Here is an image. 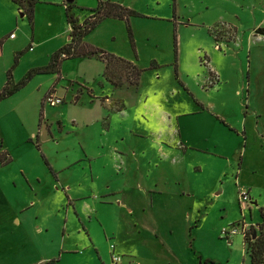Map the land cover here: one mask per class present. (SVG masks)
I'll use <instances>...</instances> for the list:
<instances>
[{"label": "rangeland", "instance_id": "1", "mask_svg": "<svg viewBox=\"0 0 264 264\" xmlns=\"http://www.w3.org/2000/svg\"><path fill=\"white\" fill-rule=\"evenodd\" d=\"M102 1L119 3L135 14L129 16L128 25L123 19L103 18L85 36L84 42L138 64L143 69L140 84L137 89H123L128 111L111 117L109 135L101 131L105 127L102 121L82 125L75 135L69 132L72 122L65 116L64 130L59 131L54 118L61 108L68 107L66 113L72 112L70 97L54 107L47 106L44 114L53 123V138L42 144V149L35 147L36 138L29 135L40 119V104L35 95L38 87H46L50 76L56 74L32 76L10 99L1 102L0 264H40L56 253L52 247L58 237L61 212L48 199L54 196L50 181L56 177L65 181L89 180L90 175L79 166L65 169L79 156L80 144H84L85 138L89 146L96 147L94 155L89 156L96 157L91 163L95 177L99 178L97 183L109 185L111 175L112 183L116 176L121 180L128 162L133 177L129 169L127 180L133 185L139 183L143 189L142 179L150 166L142 159L151 156L134 152L132 156L131 152L150 150L154 143L161 142L160 138L166 142L176 139L171 123L164 121L167 113H181L180 128L189 131L193 138L192 132L200 130V114H194L195 99L209 106L215 117L231 125L229 128L221 122L230 130V135L223 138L230 149L221 153L213 148V142L209 143L210 139L199 138L200 150H194L186 159L188 165L195 167L190 173L183 170L184 165L180 169L166 167L163 172L155 173L162 180L163 177L169 181L183 180L200 200V217L195 215L193 220L196 227L185 234L190 245L188 250L196 251L192 254L197 260L206 264H247L242 236L236 234L227 240L221 237L220 231L244 216L250 224L249 234L261 232L257 224L258 206H264V33L257 29H264V0ZM96 5L97 0H73L70 10L75 17L84 18ZM21 8L0 0V87L8 70L12 82L16 83L29 71L31 63H46L49 55L65 42L68 25L62 0H38L32 7V23L27 15L28 5ZM10 33L16 37L13 41ZM174 38L178 48L176 71ZM15 59L17 62L13 65ZM64 61L63 75L72 79L77 90L100 87L97 77L102 74L99 73L103 65L99 58ZM152 61L158 64L156 68L151 67ZM111 68L116 86H129L126 65L116 62ZM65 84L69 81L63 80L59 87ZM132 125L133 137L126 132ZM151 128L155 131L152 135ZM102 143L106 149H97ZM114 147L128 156L115 152L116 158L110 159L105 153ZM5 148L9 150L6 153ZM133 157L139 158L137 162H132ZM88 162L90 159H85L84 164ZM101 163L105 169L100 167ZM152 176L150 173L149 179ZM95 186L102 188L101 184ZM247 187H251L250 195L257 205L249 202L240 207L239 191ZM35 191L40 192V199L34 197ZM218 191L221 193L215 197L213 192ZM123 218L128 226L130 220ZM45 226L48 231L44 230ZM112 238H104L105 249L116 240Z\"/></svg>", "mask_w": 264, "mask_h": 264}, {"label": "crops", "instance_id": "2", "mask_svg": "<svg viewBox=\"0 0 264 264\" xmlns=\"http://www.w3.org/2000/svg\"><path fill=\"white\" fill-rule=\"evenodd\" d=\"M5 1L10 3V5H16L18 9H22L21 6L28 5L27 0H20V4L12 0ZM37 1L38 0H36V2ZM63 1L65 0H62V5L64 7V17L67 23ZM72 4L73 2H71V6ZM24 8L25 7H23V13ZM95 8L96 7L91 8L90 13L84 18H76L79 22H82L86 17L91 15L93 12L92 9ZM10 10L11 13L14 12L12 6H10ZM67 25L68 30L65 29V42L59 45V49L69 42L70 26L68 23ZM11 34L13 33H10V35ZM10 35V40L13 41L16 39L15 36L11 38ZM33 37L34 36H32V38ZM29 50H32V48L29 47ZM116 56L125 59L122 56ZM75 59L82 60V58ZM100 60L102 61V70L104 71L105 62L102 59ZM48 61L43 64L41 63L42 65L33 62L28 69L44 66ZM130 62L134 63L133 61ZM64 63L65 61H63L60 67V76H57V74L55 76H50L47 86L43 89L42 87H38V93L35 95L38 104H40V112L42 110L43 113L42 115L39 113L38 117L40 119L38 118L37 128L31 130L29 133L30 136L36 138V148L40 147L42 149V144L53 138V129L51 127L53 123H50L47 114H44L45 108L50 105H43V97L52 89L63 99V102L67 97H70V101L72 102V112L68 111L66 113L69 108L64 107L60 109L59 115L54 118L61 132L64 130L63 122L66 121H64L63 117L65 116V118L72 122V130L69 132L75 135H77L76 131L80 129L82 125L89 126L101 121L105 125V127L102 126L101 131L109 135L112 123L111 117L114 114L117 115L128 111L129 105H126V100L123 98V89L133 88V86L118 87L106 79L103 76V71H100L99 74H102L97 77L98 85L100 86L98 89L91 86H83L84 89L81 90L79 88V90H77L72 84V79L63 75L62 70ZM79 63L80 62H78V65ZM136 65L141 68L138 64ZM157 66L158 64L156 63V66L152 68H156ZM72 76L74 75L72 74ZM92 79L95 78L92 77ZM6 80L7 77L0 87V90L4 87ZM63 80H68L69 84L59 87V84H61ZM182 85L185 90H188L184 83ZM137 88L138 87H136V89ZM10 97L12 96H8L1 100L0 104L10 99ZM194 104H196L194 114H200V130L198 133L192 132L193 138L189 131L184 132L180 128L178 121L180 118L183 119L181 113H177L176 115H174V113L173 115L167 113L164 117V121L168 120L169 123H171L176 139L172 142H166L162 141L163 139L160 138L161 142L154 143V147L150 150L146 149L141 152H131L132 156L133 152L135 155L146 156V154H148L151 156L142 159L150 166L145 172V177L142 179L145 185L143 189L140 187L139 183L133 185V182L130 184L127 180L128 176H130L129 169H131V164H128V162L125 165V171L123 170L124 172L120 176L121 180H119V176H116L113 182L114 185L111 180L113 178L112 175L108 180L110 182L109 185L102 184V181L97 183L99 178L95 177L93 164L91 163V161H95L96 157L89 156V154L94 155L96 147L89 146V141L84 137V144H80L79 156L75 161L68 164L65 169L70 168L73 170L79 166V168H82L90 175V178L89 180L74 178L72 181H65L64 179L56 177V180L50 181V187L53 189L52 193L54 196H50L48 199L52 205H55L56 211H60L61 213L59 217L58 237L53 243L54 246H50L56 253L50 255V257L45 259V262L40 264H111L110 244H114V252L121 257V261L118 264H206V262L203 263L201 259L197 260L195 258L192 252L195 254L196 251L193 250L191 252V250H188L190 245H188L185 239L186 232L196 227V225H194L196 221H193L194 216L197 215L198 218L200 217V200L197 198L194 189L192 187H186L183 180L173 179V181H169L167 177H163L162 180L159 179L155 173L156 171L163 172L166 167L171 166L180 169L183 168V165V170L190 173L195 167L188 165L186 159L194 150H200L199 138L204 137L210 139L209 143L213 142V148L221 153L227 152L230 149V146L223 140L224 137L230 135L228 134L230 130H227L225 125L222 124L226 122L220 117L218 118L217 115L215 117L211 108L199 101V99H195ZM132 105L130 104V107ZM132 108L133 106L131 109ZM132 117L133 113L131 115V118ZM158 123H160V121ZM227 124L228 123H226V126L230 128L231 125ZM150 130L149 134H154L155 131L153 128ZM126 132H128L129 136L133 137V125L129 126V130ZM43 135L45 138H43ZM243 135L246 141L245 133H243ZM100 147L106 149V144L102 143L98 145L97 149ZM237 148L238 146L233 149L234 152ZM112 150L114 152L105 153L108 154L109 158L112 160L116 158L115 152L120 155L128 154L122 152L121 149H116V147L112 148ZM8 151L9 150L5 148L4 152L6 153ZM46 156L49 158L47 154ZM85 159H90V162L87 163L88 165L84 164ZM137 159L139 158L133 157L132 162H137ZM81 163L83 164L82 166H80ZM240 164H242V162ZM100 167L105 169L104 163H101ZM62 170L63 169H60V171ZM135 170L138 172L140 171L139 169ZM150 173L151 176L154 174L155 178L152 176L151 179H149ZM131 175L133 177V170ZM37 182H40V180L37 179ZM95 184L99 186L101 184L102 188L97 189ZM133 189H135V191ZM240 191H247L251 199L250 202L257 205L256 201L254 202L250 195L251 187H247V190ZM220 193L221 191L213 192L215 197H218L217 195ZM34 197L40 199V192L35 191ZM239 205L240 207H244V205L240 203ZM111 207L115 208L111 209ZM258 207L262 206L259 205ZM107 208L112 211L109 210V212H106V210H108ZM102 210H104V212ZM123 216H126L132 225L129 224L127 226L126 222H123V220H125ZM241 219L245 220L244 216H242ZM238 220L239 219L233 221L232 224ZM110 228L112 229L109 230ZM48 229L49 228L45 226L44 230L48 231ZM107 237H113L112 239L116 240L113 241L114 243L108 244L105 249L102 245L107 243L104 241V238L106 239Z\"/></svg>", "mask_w": 264, "mask_h": 264}, {"label": "trees", "instance_id": "3", "mask_svg": "<svg viewBox=\"0 0 264 264\" xmlns=\"http://www.w3.org/2000/svg\"><path fill=\"white\" fill-rule=\"evenodd\" d=\"M15 3L20 4V0H12ZM65 14L67 23L70 26V39L69 42L61 47L56 52L52 53L49 57V61L44 66H38L31 68L27 73L16 83L11 80V72H7V80L4 87L0 90V101L15 93L17 90L21 89L26 85L28 80L36 74H51L55 73L60 76V67L64 60L71 58H90L97 57L105 62V67L103 71V76L108 79L112 84L116 85V81L113 78L112 64L120 62V64H125L129 69L127 72L128 84L133 87H138L140 84V78L143 69L139 68L136 64L127 61L121 57L114 54L107 53L99 48L88 45L84 42L83 38L87 35L103 18L113 17L125 20L127 25L129 24V16L135 14L132 9H129L119 3H114L110 1L98 0V4L95 9H92L90 16L86 17L82 22L71 13V2H65ZM36 0H27L28 4V18L30 23H32L33 10L32 7L35 5ZM257 32L264 33L263 28H258ZM132 42V40H131ZM62 54L64 56H62ZM178 56L177 39L174 38V70L176 71V62ZM17 59L14 60L15 65ZM155 62L152 61L151 67L156 66ZM111 68V69H110ZM116 73V72H115ZM42 115V110L40 112ZM260 221L257 226L261 232L254 234L248 233L246 238H244L243 243L248 255L247 264H264V206L259 207ZM244 264V263H242Z\"/></svg>", "mask_w": 264, "mask_h": 264}, {"label": "built area", "instance_id": "4", "mask_svg": "<svg viewBox=\"0 0 264 264\" xmlns=\"http://www.w3.org/2000/svg\"><path fill=\"white\" fill-rule=\"evenodd\" d=\"M66 2V1H65ZM65 5V4H64ZM10 37H14V34H11ZM62 56H64L62 54ZM63 99L57 95V93L52 89L45 94L43 97V105L56 106L61 104ZM250 196L247 191L239 192V203L244 205L250 202ZM250 224L246 222L244 219H240L228 228H223L220 233L221 237L227 240H230L234 235L239 234L242 236V239L246 238L249 232ZM244 244V243H243ZM111 251V264H118L121 261V257L114 252V244H110Z\"/></svg>", "mask_w": 264, "mask_h": 264}, {"label": "water", "instance_id": "5", "mask_svg": "<svg viewBox=\"0 0 264 264\" xmlns=\"http://www.w3.org/2000/svg\"><path fill=\"white\" fill-rule=\"evenodd\" d=\"M66 2H73V0H65ZM43 138H45V136L43 135Z\"/></svg>", "mask_w": 264, "mask_h": 264}]
</instances>
